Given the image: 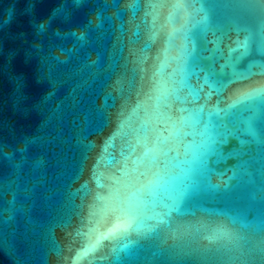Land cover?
<instances>
[{"label":"water","instance_id":"obj_1","mask_svg":"<svg viewBox=\"0 0 264 264\" xmlns=\"http://www.w3.org/2000/svg\"><path fill=\"white\" fill-rule=\"evenodd\" d=\"M188 2L79 0L37 34L0 0V264H57L54 230L71 264H264V94L205 103L264 73V0ZM97 197L131 209L111 245Z\"/></svg>","mask_w":264,"mask_h":264},{"label":"snow or ice","instance_id":"obj_2","mask_svg":"<svg viewBox=\"0 0 264 264\" xmlns=\"http://www.w3.org/2000/svg\"><path fill=\"white\" fill-rule=\"evenodd\" d=\"M36 2L37 0H27V6L31 10L29 14L33 16L31 21L32 27L37 34L44 33L57 19L70 22L72 20V10L79 6V0H50L52 3L50 13L46 19H39L35 16ZM180 2L189 3L188 0H180ZM222 76L223 68H221V79ZM256 76H258L259 79H253L252 76L228 78L222 87H227L228 84L233 82V80L240 79L244 82V89L234 90L233 95L229 96L227 100H225L223 96H218L215 101H209L206 97L211 93L205 94V103H214L216 105L223 104V110L225 111L226 109L235 108L246 99L264 94V73ZM0 156H2L4 160L11 159L7 152H0ZM85 200H88L87 196L85 197ZM94 205L97 206L89 211L86 204L85 211L81 213V217L92 232L99 233L103 240L107 241L109 245L128 233L132 225L126 223V218L131 214V209L123 200L113 199L110 201H104L102 198L97 197L94 201ZM171 215V212L165 213L161 210L158 224L168 225ZM106 221H109L110 223H106ZM102 227L105 229V232L103 233L100 232ZM68 228H73V225L70 223ZM65 231L66 238L72 237L78 234L79 225H77L76 230L73 232ZM53 238L56 246H59L58 250L60 252V255L56 257L57 264H71V257L66 259L64 257V251L65 247H68L69 251L71 250V243L73 241L68 240L67 245L60 244V241L55 236V230L53 232ZM53 255L55 256V252Z\"/></svg>","mask_w":264,"mask_h":264}]
</instances>
